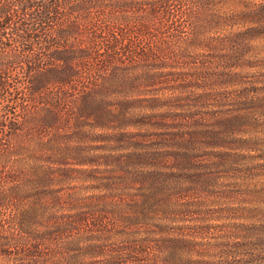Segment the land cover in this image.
I'll return each mask as SVG.
<instances>
[{
	"label": "rangeland",
	"instance_id": "rangeland-1",
	"mask_svg": "<svg viewBox=\"0 0 264 264\" xmlns=\"http://www.w3.org/2000/svg\"><path fill=\"white\" fill-rule=\"evenodd\" d=\"M192 1L163 56L117 63L111 118L70 131L90 160L59 190L86 205L59 214L96 221L51 260L264 264V0Z\"/></svg>",
	"mask_w": 264,
	"mask_h": 264
},
{
	"label": "trees",
	"instance_id": "trees-1",
	"mask_svg": "<svg viewBox=\"0 0 264 264\" xmlns=\"http://www.w3.org/2000/svg\"><path fill=\"white\" fill-rule=\"evenodd\" d=\"M191 2L0 0V264H61L50 258L81 237L89 214H59L86 205L59 190L90 160L70 131L111 118L117 63L163 56L164 34L182 30L177 12Z\"/></svg>",
	"mask_w": 264,
	"mask_h": 264
}]
</instances>
